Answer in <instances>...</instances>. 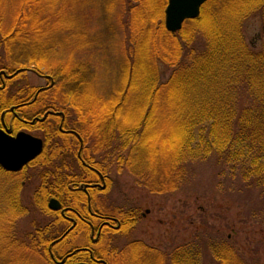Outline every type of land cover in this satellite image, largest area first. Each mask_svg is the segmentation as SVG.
I'll return each mask as SVG.
<instances>
[{
    "label": "rangeland",
    "instance_id": "obj_1",
    "mask_svg": "<svg viewBox=\"0 0 264 264\" xmlns=\"http://www.w3.org/2000/svg\"><path fill=\"white\" fill-rule=\"evenodd\" d=\"M161 1L0 0V20L4 21L2 25L0 24V60L7 62L13 68L20 67L18 64L11 65L12 58L8 60L4 56L6 51L3 50V46H5L6 39L1 27L9 28L21 23L23 25V29L20 31V34L23 35H20L22 39L15 38L13 41L17 43L26 38V42L43 43L46 52L50 53V56L46 57L45 60L56 64H52V71H49V73L57 74L56 71L58 70L56 69H60V65L68 64V60H70V63L75 61L76 65H81L82 68L85 66L84 68L93 73L94 82H91L93 85L90 90L96 93L97 96L108 98L110 97L109 93H114V89L118 88L119 74L121 72L123 74L124 66H129L126 73L124 72V75H122L124 82L129 84L132 93L144 97L145 87L149 93L153 91L145 81L154 78L152 74H155V68L158 67L157 58H155L158 50L165 49L164 52L170 53L173 50L176 52L177 46L178 50L181 49L178 45L179 39L176 37L168 42V46H170L168 50L166 49L167 45L160 44L155 21L162 16L161 21L166 28L165 9L168 0H166L165 7L162 6ZM223 2L224 6L219 7L214 13L215 19L210 20V11L208 10V13L205 12L206 15L204 14L202 17V21L190 20V22L188 21L189 24L184 23L182 28L187 32H184V34L191 36L189 34L192 33L191 29L201 25L208 32L212 26L215 27L219 23L224 25L223 17L225 13L226 17L230 18L227 25H233L234 22L236 25L237 23L242 31V39L245 40L247 45L259 49L264 31L262 13L257 11L249 17H244V15L241 16L243 13L239 14L235 9V6H238L236 0H225ZM34 11L38 12L33 13ZM175 32L177 31L173 33ZM5 48L7 47L5 46ZM27 52L31 54L30 57H34L32 55L33 50L27 49ZM152 61L153 64H151ZM144 62H146L145 65ZM22 63L32 69H38V72L41 70L43 74H47V78L41 77L31 69L22 73L13 84H20L21 88L25 85L31 87L48 85L55 88L57 83L60 86L57 88L60 93L54 96L52 92V99H47L51 105L63 108L64 105L60 103V97L64 95L63 91L67 92L69 89L63 86V83L59 80V75H56L58 78L55 80L49 73H45L48 72L46 68L48 64L45 61L46 66H41V68H37L36 63L23 61ZM130 72L134 73L129 75ZM162 72L164 78H167L171 69L163 67ZM134 74L137 75V78ZM12 92L14 94L17 91L14 88ZM173 94L166 93L165 106L174 105ZM135 100L137 101V99ZM143 102L145 105L146 99ZM156 112L158 115V110ZM70 115L67 112L66 121L69 127L76 128L75 126H77L81 129L82 126H85L80 123V120H75V123L71 125L68 122L72 119ZM140 116L142 114L136 111H133V115L130 114V117H127L126 114V118H130V122H136V118L140 120ZM154 121L155 119L152 122ZM74 139L73 137H64L63 142H60L62 147L56 150L49 147L47 153L38 158L37 163L39 165L30 168L31 181L25 193L31 200L27 199L24 203L26 212L21 217H18L17 213L13 214L8 205L10 192L8 182L13 179L7 174L0 173V264H52L48 261L52 260L48 257L49 254L45 255L47 258L45 263L38 253L31 251L29 254V252H24L23 247L20 250L19 248H13L14 244L17 243L11 242L12 235L15 234L14 236L19 238L20 236L24 237L26 234L27 236L32 234L34 240V237L40 234V230L43 231V228H46L45 226H49L48 229L52 228L49 232L55 229L53 226L50 227L52 219L48 215L49 212L55 214V211L49 206H47L49 210H46L47 208L44 207L43 202L38 201V197H40V192L49 193L50 191L47 190L46 186L55 180L52 176L49 178L50 172L52 175L57 172L59 173L58 176H60V173L70 176V178L64 177L62 179L65 183L67 180H71L76 170L78 171L80 164L77 158L74 157V151L71 150L77 144ZM126 149L121 150V152H128L129 150ZM50 156L51 160L45 161ZM114 165H110L107 172L104 171L108 176V188L103 194L98 195L99 198L96 195L95 206L105 210L104 208H108L113 204L128 209V211H130V207H134L139 213L131 224L123 228L125 232L112 235V242L119 245L120 248H124L127 242L142 241L147 246L156 247L155 249H160V252H165L166 257L162 259L160 256L157 259L155 255L147 252L144 258H139L136 253L139 248L131 246L123 254L112 257L111 264H179L181 261H177L180 259L172 261L168 253H171L176 247L179 248L190 243L197 236L195 240H197L200 247L198 248V261L194 264H217L218 261L208 249L207 242L210 236L212 238L220 235L235 243L245 257L255 258L257 264H264L263 197L260 198L258 195L248 192V188L244 185L240 188V185L235 182L236 180L230 178L229 175L223 177L226 180H217V174L212 178L210 172L203 173L200 168V173L196 178V181H199V188L195 189L197 193L193 192L195 190L181 188L174 193L159 194L136 185L132 174L127 173V169H125V172H122V170V173H120L116 171ZM76 174H82V171ZM44 176L48 178H44ZM70 184L72 185V183ZM196 187H198V184ZM245 197L246 201H242ZM253 198L256 200H252ZM64 199L66 200L64 206L67 203L71 204L72 200L69 199L68 195H64ZM24 204L22 203L20 209L17 208L19 209L18 213H23ZM72 206L75 205L72 204ZM147 210H149V213L146 214ZM141 213L146 215L143 216ZM9 234H11V237ZM5 236L7 238L1 240ZM103 242L108 243V239H104L101 245ZM106 247L110 248L109 245ZM190 260L182 261L181 264H191Z\"/></svg>",
    "mask_w": 264,
    "mask_h": 264
},
{
    "label": "trees",
    "instance_id": "obj_2",
    "mask_svg": "<svg viewBox=\"0 0 264 264\" xmlns=\"http://www.w3.org/2000/svg\"><path fill=\"white\" fill-rule=\"evenodd\" d=\"M223 1L208 0L197 18L184 23L189 24L190 20L200 22L208 10L210 20L215 19L214 13L224 6ZM236 1L237 13L249 17L260 11L264 23V0ZM165 3L166 0L161 1L163 7ZM161 17L155 21L160 44L167 45L168 50V42L176 37L181 49L178 50L177 46L176 52L173 50L169 53L157 48L160 50L155 57L158 67L152 74L154 78L145 79L153 91L149 93L145 87L144 97L132 93L129 84L124 82L122 75L129 66H124L123 74H119V86L114 89V93H109L111 98L97 96L90 90L93 85L91 82H94L93 73L85 66L76 65L75 61L70 63L68 60V64L60 65V69H56L57 74L49 73L52 64H56L45 60L50 53L46 52L43 43L26 42V38L17 43L13 41L15 38L22 39L21 23L9 28L1 27L7 47L3 46L6 51L4 56L8 60L12 58L9 61L11 65L18 64L20 67L26 66L23 61L36 63V67L41 68L46 66L45 61L48 64V72L45 73L55 80L58 78L56 75H59L63 86L69 89L63 91L64 95L60 97L63 108L69 115L71 113L72 119L68 122L72 125L75 120H80L85 125L81 129L75 126V129L85 139L83 152L86 158L99 169L107 172V168L115 164L116 171L120 173L127 169L136 185L165 195L181 188L192 191L198 189L199 181L196 178L200 168L203 173L210 172L212 178L217 174V180H226L223 177L229 175L240 188L244 185L248 192L264 198V31L261 46L254 49L242 39V31L237 23L227 25L230 18L225 13L224 25L219 23L212 26L209 32L201 25L191 29V36L184 34L186 31L183 28L175 33L168 31ZM3 22L0 20L1 25ZM27 49L34 51V57H30ZM2 63L9 66L6 62ZM163 67L171 69L167 78L162 74ZM131 73L134 72L129 75ZM134 76L137 78V75ZM58 87L56 83L54 96L60 93ZM166 93L174 95V105H164ZM141 99H146L145 105ZM133 111L142 114L140 120L136 118V122H130V118H126V114L130 117ZM124 149L129 151L121 152ZM47 160L50 161L51 156ZM60 175L62 179L66 177V174ZM46 187L49 193L39 191L41 195L38 199L44 201V207L49 210L47 202L52 191ZM193 192L197 193L196 190ZM59 193L61 198L68 195L64 190ZM242 201H246V197ZM104 209L121 217L129 214L137 216L138 212L134 207L128 211L113 204ZM126 226L123 224V228ZM5 238L7 236L1 240ZM195 239L188 243L191 264L198 261L200 246ZM131 246H136V243ZM207 246L218 261L217 264H257V259L245 257L240 248L223 235L210 236ZM180 249L177 248V252ZM124 251L125 247L120 248L113 243L110 260Z\"/></svg>",
    "mask_w": 264,
    "mask_h": 264
},
{
    "label": "flooded vegetation",
    "instance_id": "obj_3",
    "mask_svg": "<svg viewBox=\"0 0 264 264\" xmlns=\"http://www.w3.org/2000/svg\"><path fill=\"white\" fill-rule=\"evenodd\" d=\"M2 62L0 63V145L3 147L11 145L15 153L22 152V156L29 153L28 150H30L28 149L29 143L25 140L27 135L39 139L42 145L40 153L33 159L23 161L18 168H15L16 165H11V163L6 167L0 161V173L7 174L13 179L8 182L10 187L8 205L11 212L13 214L17 213L18 217L25 215L26 206L24 203L27 199L31 200L25 193V190L30 186V168L39 165L37 163L38 158L41 155L44 156L49 147L56 150L62 147L60 142H63L64 137L75 138L77 144L71 150L74 151H72L74 157L77 158L80 164L78 171L76 170L71 180L69 179L70 182L67 180L64 183L61 175L58 176L59 173L57 172L53 175L51 172L49 173V178L52 176L55 180L48 184L52 192H50L47 204L50 207L52 200H58L61 203L58 209L50 207L55 211V214H48L52 219L50 227L53 226L55 229L49 232L52 229L50 228L45 232L46 228L49 227L45 226L46 228H43V231L40 230V234H37L34 240L32 234L28 236L26 234L24 237L20 236L19 238H16L14 234L11 242L17 244H14L13 248H19L20 250L23 247L24 252H29V254L31 251L38 253L45 263L47 262L45 255L49 254L48 257L52 260L48 261L52 264H111L109 254L113 244L112 235L123 232V224H131L137 216L129 214L121 217L95 206L96 195L99 198L98 195L103 194L108 188V176L86 158L83 152L86 145L85 139L75 128L68 126L66 110L48 103L47 98H52L54 86L31 87L25 85L21 88L20 84H13V82L22 73L30 71L32 68L26 66L13 68L2 64ZM32 70L41 77L47 78V74L38 72L36 69ZM14 88L17 92L12 94ZM80 171H82V174H76ZM70 173L72 174V172ZM65 176L70 178V176ZM44 178L48 177L44 176ZM62 188L64 193L68 194L72 200L71 204L67 203L66 206H64L66 200L61 198L59 193L63 192V190H60ZM38 201L42 200L38 199ZM22 203L24 204V210L20 214L17 211L21 208ZM72 204L75 206H72ZM145 213H149V210ZM145 213H141V215L145 216ZM9 235L11 237V234ZM104 239H108V243L103 242L101 245ZM134 243L139 248L136 251L139 258H144L147 255L145 251L155 255L157 259L160 256L162 259L166 257L165 252H160V249L147 246L144 242H138V240L127 242L125 244L126 250L130 249L128 247ZM107 245L110 248L106 247ZM142 245L145 246L142 247ZM177 248L168 253L172 261L180 259L177 262H185L190 259V246L188 243L183 245L182 249L179 247L178 252Z\"/></svg>",
    "mask_w": 264,
    "mask_h": 264
},
{
    "label": "water",
    "instance_id": "obj_4",
    "mask_svg": "<svg viewBox=\"0 0 264 264\" xmlns=\"http://www.w3.org/2000/svg\"><path fill=\"white\" fill-rule=\"evenodd\" d=\"M207 0H168L165 9V25L169 31H177L182 28L183 23L187 19L196 18L201 13V7ZM29 143L28 150L29 153L22 156V152L16 154L13 147L9 145L8 147H3L0 145V161L8 167L9 164L22 165L23 161L33 159L42 149V145L39 139L27 135L25 139ZM61 203L57 200H52L50 202V207L58 209ZM82 264V263H79Z\"/></svg>",
    "mask_w": 264,
    "mask_h": 264
}]
</instances>
